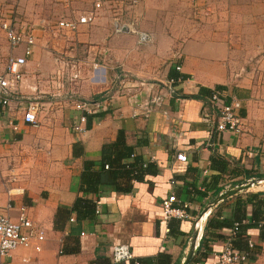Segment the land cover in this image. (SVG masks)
<instances>
[{
  "label": "crops",
  "instance_id": "1",
  "mask_svg": "<svg viewBox=\"0 0 264 264\" xmlns=\"http://www.w3.org/2000/svg\"><path fill=\"white\" fill-rule=\"evenodd\" d=\"M132 4L135 19L147 17L148 28L153 22L180 25L163 29L159 46L139 45L135 36L134 51L124 48L125 37H118L116 53L105 44L111 8L105 1L102 10L96 9L94 21L76 33L56 31L54 25L47 27L51 33L41 34L37 28L21 93L10 106L0 107V213L17 218L20 206H26L29 216L45 229L46 239L40 251L33 241L0 264H134L112 261L110 249L117 243L129 244L142 264H180L207 203L248 174L264 175V0H132ZM161 8L169 10L164 13ZM158 15L162 20L150 19ZM44 21L39 23L45 26ZM10 53L21 55L24 46L13 49L0 31V72ZM112 55L117 56L115 71L107 64ZM64 60L81 62V80L70 83ZM94 62L103 68L94 72ZM125 70L135 72L139 88L133 94L116 90L111 111L93 115L91 126L78 131L81 112L70 92L78 98L100 97L104 82ZM60 72L65 73L62 79ZM171 78L176 80L173 95ZM217 86L229 99L241 101L244 133L224 131L211 138L216 116L210 96ZM22 95L40 99L38 126L24 120L27 102ZM121 130L136 155L152 166L138 178L122 174L97 192L87 191L82 182L86 161L100 170L104 156L115 153L105 151V145L115 142ZM179 151L188 161L177 159ZM263 186L213 207L205 222L208 244L199 247L191 264H216L231 233L228 227L207 231L210 217L264 218ZM171 195L178 205L188 204L192 218L165 219L162 200ZM79 197L96 203L93 215L81 217L74 210ZM10 202L13 208L8 210ZM243 238L250 255L237 264H264V225L247 229Z\"/></svg>",
  "mask_w": 264,
  "mask_h": 264
},
{
  "label": "built area",
  "instance_id": "2",
  "mask_svg": "<svg viewBox=\"0 0 264 264\" xmlns=\"http://www.w3.org/2000/svg\"><path fill=\"white\" fill-rule=\"evenodd\" d=\"M95 10H90L75 19H62L56 23L55 29L59 32L76 33L80 26L83 24H90L96 17V9L103 6V1L96 2ZM115 31L116 33H124L126 31H133L138 35V42L140 44H148L153 41V34L148 30L136 29L133 24L125 23L120 17H115ZM37 28L27 22L19 23L18 11L11 5L0 2V31H2L8 40L9 45L16 49L24 46V53L21 55L10 53L6 59V66L3 72H0V107L10 106L14 99V96L21 93L20 89L23 87L24 80L26 79V67L29 62V58L34 52V46L36 45ZM78 62H66L63 61V65L69 69V81L76 82L82 79V64ZM102 65L98 62H94L92 70H100ZM103 68V67H102ZM177 66V69H180ZM64 72L58 74V79H62ZM175 79L169 80V93L173 95L175 89L173 83ZM124 81L121 76H116L109 82H104L102 89L99 92L100 97L93 99L78 98L73 92L68 95L72 101L75 109L81 112L79 118V124L76 126L78 131H85L87 129V122L89 115L99 114L101 112H110L113 108V102L115 101V91L126 87L123 85ZM26 109L24 110V120L34 126L39 125L38 112L40 111L41 104L38 97H24ZM157 101V97L154 98ZM211 104L213 105V111L216 119L215 123L211 125V138L216 133L224 131H232L235 133H244L245 126L243 123V117L239 111L242 107L241 101L237 97H229L223 90L215 89L210 96ZM148 107V103H147ZM213 145L212 143H210ZM177 159L183 162L188 161V156L185 152L179 151L177 153ZM109 165H106L108 168ZM17 191H22L18 188ZM9 193H14L13 189L9 190ZM179 200L175 195L168 196L162 200V208L164 217L167 220L173 218L186 220L192 218L188 212V204L178 205ZM8 210L13 208L10 202L7 206ZM74 221V218H71ZM264 224V221H263ZM240 223L235 222L234 228L231 230L229 237L224 242L221 251L217 255L216 264H237L244 263L249 259L250 253L237 248L234 245L233 237L236 235L239 229ZM170 230V229H169ZM46 239V231L43 227L37 224L27 213L26 206H20L19 215L14 218L10 213H0V261L12 257V253L18 247H29L33 241H37L35 246L37 251L42 249L41 243ZM249 246L255 247V241L250 239ZM110 257L113 262L119 263L123 261H133L134 264H140V261L135 258L131 246L127 243H117L112 245L110 249ZM27 260L26 258L24 259Z\"/></svg>",
  "mask_w": 264,
  "mask_h": 264
},
{
  "label": "rangeland",
  "instance_id": "3",
  "mask_svg": "<svg viewBox=\"0 0 264 264\" xmlns=\"http://www.w3.org/2000/svg\"><path fill=\"white\" fill-rule=\"evenodd\" d=\"M3 1L6 4L11 5L15 10L18 11L19 23H22L23 21L27 22L29 24H32L33 27L38 28L40 30L39 33L41 32V34H49L51 32L49 29H47V27H51V26L53 27L54 25H56V22L59 21L60 19H63V18L75 19L78 16L85 13L86 11L95 10L96 8L95 5L98 0H0L1 3H3ZM102 1L108 2V5H111V8L110 7L108 8L110 10L108 14L110 31L107 34V42H105V44L107 46L106 48L108 49L113 48L115 53H116V46L117 47L119 46L116 43V40L118 37H125L123 46L127 50L130 49L131 51H134L135 42L136 41L138 42V35L134 33L133 31H126L124 33L119 34L120 36H117V37L115 36L117 33L115 31L114 18L117 16L118 17L120 16V18L125 23L133 24V27H136V29L137 28L143 29V30L154 29L156 33L152 32L151 30L149 31H151V33L154 34L153 35L154 38L151 43L156 44V46H159L158 38L159 37L160 39L162 38L161 34L163 33V29H165L166 27H169V30H171L172 29L171 27L173 26L179 27L180 25L179 23L177 24L171 23V24L165 25L164 23H154L152 21L153 23L152 25H150L152 28H148L149 21L147 17L145 18L143 17V19L141 17L142 20L135 19V6H132L133 5L132 0H102ZM117 1L119 2L117 3ZM122 1L124 2L122 3ZM102 9L103 8H101L100 10ZM98 10H96V13H98L97 12ZM168 10L169 8H161V11H165L164 13H166ZM97 16L100 17V14H97ZM207 16L208 15H206L205 18H207ZM155 17L157 19L151 16H150V19L151 20L152 19L162 20L161 16L159 15ZM191 18L196 19L193 16ZM41 19L45 20L44 21L45 26L39 23ZM135 36L137 37V39ZM151 43H148V44H151ZM137 44L142 45L139 42ZM110 58L112 59V62L107 61V64H111L114 67L113 71H115L116 65H118L117 56L112 55ZM125 58L126 60H128L129 56ZM101 64H106V63L101 62ZM118 74L121 75V79H123L124 81L123 85H127L125 88L122 87L121 88L122 90L127 91V93L129 94H133V91L135 92L134 88L136 89L139 88L138 86L135 85V81L137 79V76H135V72H132L131 70H125L123 71V73H118Z\"/></svg>",
  "mask_w": 264,
  "mask_h": 264
},
{
  "label": "trees",
  "instance_id": "4",
  "mask_svg": "<svg viewBox=\"0 0 264 264\" xmlns=\"http://www.w3.org/2000/svg\"><path fill=\"white\" fill-rule=\"evenodd\" d=\"M216 89L220 90L222 89V87L217 86ZM92 118L93 115L88 116V128L91 126ZM108 149L115 153L112 156H104L105 159L103 160L100 170H96L94 168L95 163L93 161H86L85 163V168L82 174V182L86 186V190L89 192H97L100 185L113 182L116 177L121 176L122 174H125V176L131 179L138 178L142 170H146V168L148 169L152 166V162L145 161L141 157L136 155L134 147L127 143L124 130H121L119 132V135L115 142L105 145V151ZM128 159H131V161H128ZM106 164L109 165L110 168H105ZM247 176L250 178L254 175L248 174ZM222 188L223 187H220L218 189V192L219 190H222ZM256 196V194L252 195V197ZM253 199L254 198H250V200ZM74 208L73 209L79 213V216L86 217L95 213L96 203L88 197H79ZM263 221L264 218L259 219L256 216H254L252 220L248 221L247 217L243 216L225 217L222 214H217L208 219L206 230L209 231L210 228L219 230L226 227L231 228L232 230L235 226V222H239L240 226L236 235L233 237V242L237 248L246 251V249L248 248V243L246 244L247 241L244 240L243 235L246 234L247 229L251 227H263ZM169 229L170 231L174 230L172 224ZM228 237L229 236H227L226 238ZM205 240L206 237L204 235L201 241L200 248L201 246H207L208 243ZM140 264H142L141 261Z\"/></svg>",
  "mask_w": 264,
  "mask_h": 264
},
{
  "label": "water",
  "instance_id": "5",
  "mask_svg": "<svg viewBox=\"0 0 264 264\" xmlns=\"http://www.w3.org/2000/svg\"><path fill=\"white\" fill-rule=\"evenodd\" d=\"M261 184H264V175L247 178L238 184H234L230 186L225 191L220 192L215 199L208 202L207 205L202 210V212L197 217V220L194 224L193 235L188 247V251L185 257L180 262V264H191L195 254L197 253L201 245V241L204 236L206 219L208 218L209 214L211 213L215 205L219 204L222 201H225L226 199H228L229 197L235 194L241 193L256 185H261Z\"/></svg>",
  "mask_w": 264,
  "mask_h": 264
},
{
  "label": "bare ground",
  "instance_id": "6",
  "mask_svg": "<svg viewBox=\"0 0 264 264\" xmlns=\"http://www.w3.org/2000/svg\"><path fill=\"white\" fill-rule=\"evenodd\" d=\"M264 187V186H263Z\"/></svg>",
  "mask_w": 264,
  "mask_h": 264
}]
</instances>
